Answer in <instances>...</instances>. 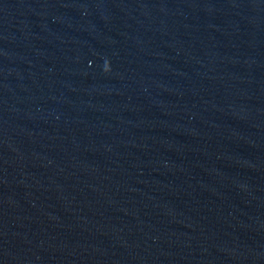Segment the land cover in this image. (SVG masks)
<instances>
[{"label":"water","instance_id":"95a60500","mask_svg":"<svg viewBox=\"0 0 264 264\" xmlns=\"http://www.w3.org/2000/svg\"><path fill=\"white\" fill-rule=\"evenodd\" d=\"M0 264H264V0H0Z\"/></svg>","mask_w":264,"mask_h":264}]
</instances>
